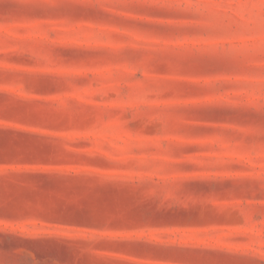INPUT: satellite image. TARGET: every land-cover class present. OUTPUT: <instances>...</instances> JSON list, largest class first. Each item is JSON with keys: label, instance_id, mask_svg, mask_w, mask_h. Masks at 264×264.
<instances>
[{"label": "rangeland", "instance_id": "obj_1", "mask_svg": "<svg viewBox=\"0 0 264 264\" xmlns=\"http://www.w3.org/2000/svg\"><path fill=\"white\" fill-rule=\"evenodd\" d=\"M0 264H264V0H0Z\"/></svg>", "mask_w": 264, "mask_h": 264}, {"label": "clouds", "instance_id": "obj_2", "mask_svg": "<svg viewBox=\"0 0 264 264\" xmlns=\"http://www.w3.org/2000/svg\"><path fill=\"white\" fill-rule=\"evenodd\" d=\"M188 6L189 7H197V8H200V7H209V8H211V7H219V5H215V4H205V5H202V4H195V5L189 4Z\"/></svg>", "mask_w": 264, "mask_h": 264}]
</instances>
